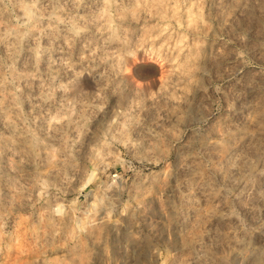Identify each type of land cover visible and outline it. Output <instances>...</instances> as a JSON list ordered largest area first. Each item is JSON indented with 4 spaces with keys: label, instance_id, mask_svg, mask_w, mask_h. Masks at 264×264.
I'll return each mask as SVG.
<instances>
[{
    "label": "rangeland",
    "instance_id": "rangeland-1",
    "mask_svg": "<svg viewBox=\"0 0 264 264\" xmlns=\"http://www.w3.org/2000/svg\"><path fill=\"white\" fill-rule=\"evenodd\" d=\"M0 264H264V0H0Z\"/></svg>",
    "mask_w": 264,
    "mask_h": 264
}]
</instances>
